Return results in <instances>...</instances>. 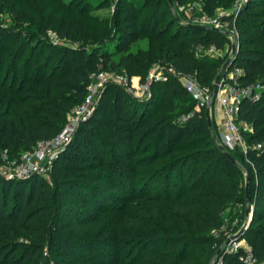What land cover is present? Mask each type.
<instances>
[{
	"label": "trees",
	"instance_id": "1",
	"mask_svg": "<svg viewBox=\"0 0 264 264\" xmlns=\"http://www.w3.org/2000/svg\"><path fill=\"white\" fill-rule=\"evenodd\" d=\"M201 3L202 14L193 17L178 13L177 6L173 10L169 0L140 4L120 0L117 16L127 24L125 28L110 36L109 44L100 40L80 50L50 44L42 33L0 27L1 163L3 151L18 161L58 137L67 127L68 112L85 103L93 77L107 71L109 63L115 70L123 69L128 79L141 76L144 81L151 58L127 55L112 62L108 46L124 47L136 41L159 11L170 18L157 34L161 54L166 56V79L152 84V95L135 97L126 86L109 81L96 111L79 124L44 173L0 174V264H183L193 245L210 240L181 230L154 227L129 232L99 228V223L143 197L148 202L172 201L183 209L187 203L181 202L185 194L181 189L192 184L194 177L201 185H209V173L224 177L225 184L221 179L210 184L219 185L221 196L235 201L245 172L254 190L250 205L254 202L256 212L264 211V0H247L224 18L227 32L196 20L215 17L220 7H232V0ZM233 28L241 31L240 46L228 71L242 70L241 86L261 87L258 97L241 100L238 120L253 129L242 131L247 149L235 154L213 133L208 103L197 102L180 80L188 76L200 87L212 88L222 67L207 56L199 58L198 51L230 45ZM45 29L64 34L57 26ZM106 107L111 109L110 116ZM140 150L153 152L137 156ZM179 151L188 154L154 164ZM136 165L151 166L141 173L145 182L141 187ZM159 167L167 191L145 194L153 191L151 181ZM175 170L180 175L171 184ZM244 238L251 251L240 246L224 252L226 264H242L249 256L264 262V233H247Z\"/></svg>",
	"mask_w": 264,
	"mask_h": 264
},
{
	"label": "rangeland",
	"instance_id": "2",
	"mask_svg": "<svg viewBox=\"0 0 264 264\" xmlns=\"http://www.w3.org/2000/svg\"><path fill=\"white\" fill-rule=\"evenodd\" d=\"M9 1L0 0L1 28H14L37 34L42 33L43 35L41 34L40 36H43V38L45 36L48 43L72 49L80 50L87 46L90 47L92 44L100 42V40H106L108 43L110 36L120 33L119 28H125L127 25L123 24L117 16V7L120 5V0ZM134 1L140 4L149 0ZM246 1L232 0V7H220L216 15L220 14L227 18L229 15L235 14L238 8L244 7ZM180 2L181 0L174 1V6H177L176 11L178 13H189L193 17L202 14L201 0H188L186 4H179ZM150 9L149 7L146 8V10ZM159 12V16L148 21L149 26L145 28V31L136 41L124 47L116 43L108 46V50L112 55V62H118L122 56L127 55L135 56L140 54L151 58L146 79L143 81L141 76L128 79L123 69L115 70L109 63L110 68L107 71L93 77L88 96L92 104L89 107H84V110L83 105H77L68 112L67 128L71 131L73 130V134L79 124L87 120L96 111L98 101L109 81L119 83L125 79L130 85L128 86L131 89L130 92L135 97L143 98L147 92L152 95L151 86L155 81L159 80L157 78L163 76L166 62V56L161 54L163 52L162 40L157 37V34L170 21L168 15L162 16L161 11ZM200 21L204 25H211L208 19ZM48 25L59 27L64 34L59 35L52 29L46 30L47 28L45 29V27ZM230 32L232 43H236V48L238 49L240 46L238 37H240L241 31L233 28ZM231 44L225 45L223 49L214 47L201 49L198 51V56L199 58L207 56L222 67L233 56V45L231 46ZM262 44H264V39ZM256 92H259V88H257ZM203 100H206L205 97ZM105 110L107 115L110 116L111 109L106 107ZM209 116L213 124V133L228 151L235 154L237 150L245 151L247 149V143L244 138L240 143L231 145L232 147H228L223 143L222 134L226 133L225 123L227 116L224 108L220 106L216 98L211 104ZM249 127L253 129L251 125ZM244 129L245 127L239 124V130L243 131ZM147 142L149 141L145 143ZM56 148L50 142L41 143L35 151L36 153H44V158L41 159L36 154L29 158L28 154L25 153L18 161L10 159L7 152L3 151L1 154L0 174L13 177L21 172L23 176L32 170L35 164L44 167L50 155L56 152ZM152 152V150H140L137 156H146ZM186 154H188V151H179L173 155L158 159L154 164L160 162L162 165L167 164L170 163L168 162L170 158ZM150 167L146 165H136L134 167L140 174L138 179L140 181H137L139 187L145 183L141 173ZM155 171H157L156 177L151 181L154 184V189L153 191L147 190L145 194H162L167 191L164 183L165 175L162 169L159 167ZM179 175L178 170L173 172L171 184L176 182ZM184 179L188 180V177L185 176ZM195 179L196 177H194L193 183L188 185V187L181 189L185 192L181 197V202L187 203L183 209L176 206V203L172 201L148 202L143 197L141 200L133 202L130 207H127L122 212L107 215L99 223V228L107 227L110 230L111 228H116L122 231H138L142 233L144 230L148 231L150 228L157 227L163 230H181L193 237L201 236L210 240L209 244L193 245L190 249L189 258L183 264H226L222 254L229 250L231 252L240 246L247 248L250 252V247L244 236L247 233L255 236H260L264 233V211L256 212L254 202L250 205V198L252 199L254 196V190L249 188L248 200L247 174L244 172L239 178V194L238 199L235 201L226 199V195L221 196V191L217 189L219 185L216 187L215 184H210L220 179L225 184L224 177L218 173H209L206 176V181L209 185H201ZM248 206L250 207L249 212L247 211ZM242 264H264V262H258L248 257L243 260Z\"/></svg>",
	"mask_w": 264,
	"mask_h": 264
},
{
	"label": "built area",
	"instance_id": "3",
	"mask_svg": "<svg viewBox=\"0 0 264 264\" xmlns=\"http://www.w3.org/2000/svg\"><path fill=\"white\" fill-rule=\"evenodd\" d=\"M238 10L240 9L238 8L237 11ZM202 17L200 18V20L208 19V22L211 24L210 25L211 27L226 32L229 31L228 23L224 21L223 15L218 14L213 18H209L206 15H204V18ZM200 20H196V21L201 22ZM228 70L229 69H227V71L222 75L220 79L215 98L219 102L220 106L224 108L227 116V120L225 123L226 133L222 134L223 143L228 147H232L231 145L238 144L243 139L242 131L239 130V124H242V126L245 127L244 131H250V132L252 131L249 125L240 123L238 120V113L240 110L241 100L247 97H258L260 95L261 87L259 85L247 86V87L241 86V84L239 83V77L242 74V70L239 68H234L231 71ZM171 72L173 74H176V72L172 69ZM157 79L162 80V79H166V77L163 74V76ZM180 80L185 86L186 90L192 95V97L197 102H201V103L209 102L211 93L213 91V87L212 88L200 87L196 83V81H194L191 77L188 76H181ZM121 81L122 82L119 83L121 85L126 86L128 90L131 91V89L128 87L130 85H128L126 80L123 79ZM257 88H259V92H256ZM149 96H150V92L145 93V97H149ZM204 97L206 100H203ZM90 101L91 100H89V98L87 97L85 103L83 104V110L84 107L86 106L89 107L92 104ZM72 132L73 130L71 131L69 130V128L66 127L58 137H56L54 140L50 142L53 146H56L57 148H56V152L50 155V158L48 159L46 165L43 167L35 164V166H33V169L27 172L26 174H29L30 172L44 173L46 170V166L54 159V157L57 155V152L71 141L73 135ZM27 154L29 158L34 154L38 155V157L41 159L44 158L45 156L44 153H40V152L36 153V151L31 154L30 153ZM22 174L23 173L19 172V174H17L16 176L24 177L25 175L22 176ZM234 250L231 252H234ZM249 258H251V256H249Z\"/></svg>",
	"mask_w": 264,
	"mask_h": 264
},
{
	"label": "water",
	"instance_id": "4",
	"mask_svg": "<svg viewBox=\"0 0 264 264\" xmlns=\"http://www.w3.org/2000/svg\"><path fill=\"white\" fill-rule=\"evenodd\" d=\"M169 3L171 5V8L173 10H175V6H174V1L173 0H169ZM213 29H216L214 27H212ZM236 51V43H233V52L235 53ZM233 59H234V56H232L230 59H228L225 64L222 66L221 70H220V73L218 74L216 80H215V83L213 85V91L211 93V96H210V100L208 102V119H209V125L211 126L212 122H211V119H210V116H209V109L211 107V104L213 103L214 99H215V96H216V92H217V89H218V84L220 82V79L222 77V75L227 71V69L229 68V65L233 62ZM230 156V155H229ZM231 157V156H230ZM232 158V157H231ZM233 159V158H232ZM235 160V159H233ZM236 161V160H235ZM247 197H248V200H249V184H247ZM249 205V204H248ZM249 209L250 207L248 206L247 207V211L249 212Z\"/></svg>",
	"mask_w": 264,
	"mask_h": 264
}]
</instances>
